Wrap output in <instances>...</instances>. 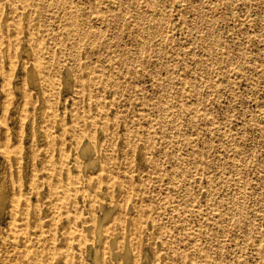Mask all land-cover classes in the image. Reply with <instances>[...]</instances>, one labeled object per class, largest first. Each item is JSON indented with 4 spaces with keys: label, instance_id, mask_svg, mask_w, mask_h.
I'll use <instances>...</instances> for the list:
<instances>
[{
    "label": "rangeland",
    "instance_id": "1",
    "mask_svg": "<svg viewBox=\"0 0 264 264\" xmlns=\"http://www.w3.org/2000/svg\"><path fill=\"white\" fill-rule=\"evenodd\" d=\"M51 1L46 0V9L40 15L46 23L41 29L53 27L61 32L65 2L60 0L57 6ZM73 1L65 4L72 9L77 4L82 6L79 14H74L75 27L102 29V38L93 39V44L94 49L102 46L109 71L120 50L126 52L120 57L134 62L136 75L124 73L119 78V92L106 89L104 99L111 106L107 124L102 118H97L95 125L73 120L70 106L74 73L68 76L71 84L61 90L62 102L57 105L62 109L63 123L52 126L46 134L42 124L45 106L39 104L34 123L25 124L21 114L25 90H31L32 97L41 103L44 96L40 97L37 72L30 64H26L28 70L19 61L10 64L11 30L6 23L16 18L26 26L37 16L38 8L31 6L26 15L21 11L13 15L9 0H0L5 14L0 20V140L6 141L13 156L6 162L0 146V183L5 180L8 194L13 196L18 182V190L26 198L21 202L27 203L28 235L33 240L25 257L13 256L12 264L36 260L33 249H39V243L35 245L34 241L40 236V264H133L136 258L138 264H191L192 257L198 258L192 253L198 252L199 246L214 251L220 264H264V0H96L106 10L107 20L89 15L94 0ZM31 27H42L41 22H32ZM24 43L19 46L28 48ZM19 46L17 54L21 52ZM25 54L22 51L21 55L27 57ZM93 57L97 61L100 54ZM122 68L118 64L120 72ZM129 81L142 89L126 90L124 84ZM159 102L163 105L158 106ZM87 111L86 105L80 107V113ZM49 113L54 114L52 108ZM75 130L90 133L74 143L71 137ZM85 144L88 148L83 154L80 147ZM131 145L135 148L128 157ZM14 147L20 148L19 154H14ZM150 157L158 168L151 165ZM105 162L110 169L104 173L101 167ZM177 165L185 173L178 169L177 178H173L171 170ZM101 174L117 179L132 174L144 189H135L133 203L124 205L117 184L113 196H107L115 200L112 212L106 216L100 209L94 214L92 205L78 190L75 175L81 177L80 185L89 187L87 181L97 180ZM102 187L106 191V183ZM232 199L246 214L243 226L234 222ZM6 206L10 209V203ZM122 206L125 216L119 223L115 216ZM148 209L155 219H146L145 244L135 256L129 232L134 224L131 216ZM9 215L6 210L1 212L0 223L5 225ZM251 229L255 231L247 236ZM168 244H173L176 254L167 250ZM186 253L184 258L177 256Z\"/></svg>",
    "mask_w": 264,
    "mask_h": 264
},
{
    "label": "bare ground",
    "instance_id": "2",
    "mask_svg": "<svg viewBox=\"0 0 264 264\" xmlns=\"http://www.w3.org/2000/svg\"><path fill=\"white\" fill-rule=\"evenodd\" d=\"M184 1H182V2H184ZM56 2L60 4V0H52L50 3L56 4L58 6V4ZM64 2L65 3L66 2L69 3V0H64ZM72 2H74V1L72 0ZM65 3L63 4V6H64V9L63 10L64 11H63V16H62L63 17L64 27H62L61 32L57 31L56 28H53V27H51L50 29H47V30L46 29H41V28H44L43 25L46 24L44 22L45 20H42V18L40 19V15H41L42 11L45 10L46 9V6H47L46 0H9V3H8L10 5L9 12L12 13L13 15L14 14H18L20 11L24 15H26L28 13V11H29V8H31V6H36L38 8L37 16L30 18L28 20L26 26H22L21 23H20V21H18L16 18H13L10 23H8V22L6 23V27H9V30H11V35H10L11 36L10 37L11 49H10L9 56H8L10 64L13 66L14 64H16V61H19L21 63V65H22V68L25 69V70H28L29 69V65L26 66V64H30L31 67H32V69H33V71L35 72V70H36V72H37V74H36L37 76L35 77V79H38V82H39L40 97H41V95L44 96V98L42 99V103H41V100H37L36 98H33L32 97L31 90H29V89H26L25 90L26 92L23 93L24 100H23V104H22V108H21V114H22V117H23L22 120L25 122V124H33L34 122H32V121L35 119V114L38 111V109L40 108V105L39 104H44L45 107L43 108L42 124H43V129H44L43 131H45L46 134L49 133V129L52 126L60 125V123H63V118H60V116L62 115L61 114L62 109H59L57 107V105H59L62 102V97H60L61 90L68 83L71 84V81H70L71 78L69 79V77L71 75H73L72 73H74V75H75V81L72 84V86H73V94H72V101H71V106H70V110H71V113H72V118H73V120L76 123H80V124L87 123V124H90V125H95L97 118L104 119L103 122H105L107 124V121L106 120L109 119V117L107 115V112L111 108V106L108 105L106 103L105 99H104L105 92H107L106 89L113 88V89H116L115 93L116 92H119L120 91V87L122 86V82L120 81L119 78L124 73H128L129 75H132L131 77H133L134 75H136L135 74L136 68H135L134 62H130L129 60L124 59L123 57H120V56H123V55L126 54L125 51H120V50L118 51L119 52V57L113 58V64L114 65L113 66H110L111 70L109 71V69L107 68V66L105 64V63H107V58H104V55H102V53H103L101 51L102 50L101 49L102 46L96 44L97 45V48L94 49L96 46L93 44V39H96L95 41H98L99 39L102 38V36H103L102 29L99 28V30H92V29H89L88 28L87 30H85L83 27H75L77 25H76L75 20H73L74 14H77L78 15L79 14V11L82 9V6H78V4H77L76 5L77 8L76 9H72L71 6L69 7V5H66ZM244 6H246V5H244ZM211 7H209V8L211 9ZM90 8L92 9V11L89 13V15L90 14H93V16L95 17L96 20H100V19L107 20L108 19V16H107L108 14L106 13V10L102 8L100 2L94 0V2L91 3V7ZM128 12H129V10H128ZM214 13H216L215 10H214ZM3 14H4V6L0 2V20H3L4 19V15L5 14L4 15ZM156 15H158V14H156ZM156 15H153V16L157 17ZM165 15H167V14H165ZM162 21L163 20H161V23H163ZM32 22L33 23H35V22L36 23H40L41 22V26L42 27H37V28L31 27ZM215 22H217V21H215ZM103 23H104V21H103ZM213 23H214V19H213ZM162 27H163V24H162ZM161 28H160V30H162ZM261 28H263V26ZM43 32H47V34L41 36V33H43ZM158 33L160 35V32H158ZM72 39H73V41H72ZM163 39H164V37H163ZM24 41H25L24 44H26L29 47L22 49L21 46H19V45L21 44V42H24ZM141 41H142V39H141ZM140 44H142V43H140ZM18 46L21 49L20 54H17V52H16V50L18 49ZM142 46H144V45L142 44ZM149 50H150V48H149ZM207 50H208V48H207ZM22 51H24L26 53L25 55H27V57H24V56L21 55L22 54ZM97 53L100 54V57L97 58V61H94L93 55L94 54H97ZM141 55H143V53ZM29 56H31L30 57V62L28 61ZM237 60H238V57H237ZM118 64H121V66L123 67L121 72L118 70ZM137 64H139V63H137ZM160 65H161V63H160ZM177 69H178V67H177ZM30 72H31V70H30ZM218 74L219 73H217V75ZM10 76H12V74H10ZM215 76H216V74H215ZM240 77H242V76H240ZM160 79H161V77H160ZM202 79H204V78H202ZM208 81H212V83H213L214 80H209L208 79ZM124 86H125L126 90H129L131 92H136V91L142 89V86L141 85H139V88L136 89L134 87V84L132 83V81H129L128 83L124 84ZM199 86H200V84H199ZM221 87H223V86H221ZM226 88L224 90H226ZM216 93H217V91H216ZM213 96H215V95H213ZM239 96H241V95H239ZM202 97H204V96H202ZM37 101H39V102H37ZM66 101H68V100L66 99ZM191 101H192V99H191ZM160 103L161 102L158 103V106H160ZM37 105H39V106H37ZM82 105H86L87 106V109L89 111H87L86 113H80L79 110H80V107ZM162 105L163 104L161 103V106ZM197 105H199V104H197ZM49 108H52V110L54 112L53 115H51L49 113ZM164 108H165V106H164ZM143 113H145V112H143ZM171 114H172V112H171ZM194 115H195V113H194ZM168 118H169V116H168ZM176 118H177V116H176ZM209 119H210V116H209ZM181 123H182V121H181ZM40 125H41V123H40ZM172 125H174V124H172ZM172 129H173V127H172ZM88 133H90V131H87L86 133L85 132L78 133L75 130L73 132V134H72L71 139H72V141L74 143H76L77 141H79L81 139V136L82 135H88ZM60 135H62V132H60ZM79 142H78V144H79ZM0 146L3 148L2 156H3L4 160L6 162H11L13 156L10 154L9 146L7 147L6 141L5 140H0ZM80 148H81L80 151H82V153L85 154V150L88 148V144H85L84 147L82 145ZM133 148H135V147H133L131 145V147H129L127 149V154H128L127 156L128 157H130V151H133ZM13 151H14V154L17 155V154L20 153V148L19 147H14L13 148ZM181 156H182V154H181ZM175 158H177V157H175ZM90 162H91V160H90ZM150 162H151V165L152 166H154L156 168L159 167V164H156V160H154L152 157H150ZM260 162H263V161H260ZM184 163H185V161H184ZM5 165H6V163H5ZM261 165L262 164H260V166ZM233 168H234V166H233ZM108 169H110V168L107 165V163L106 162L103 163V165L101 167V170L105 173V172H107ZM178 169H181V167H178V165H177V167L175 166L171 170V173L173 174V178H175L176 175L179 174L177 172ZM248 170H250V169H248ZM255 170H256V168H255ZM182 171L185 173V169L184 168L181 169V172ZM258 171H260V170H258ZM206 174H207V172H206ZM196 176H198V175H196ZM182 177H183V175H182ZM211 177H212V175H211ZM75 179H76V182H77V185H78L77 186L78 187V190L84 193V196H85L87 202L89 204H91L92 207H93L91 212L95 214L96 211H98V210L101 209V210L104 211V213H106V216L108 214H110V212H112V209L113 208L112 209H110V208H111V205L113 203H115L114 202L115 201L114 199H111V198H109L107 196H111V195L113 196L114 191L117 189V186H116L117 184L119 185V188H120V195L121 196H124V201H125V202H123L124 205H129V204H132L133 203V201H134V194L133 193L135 192V189H138V191H143V189H144V186L143 185H140V186L137 185V183L135 182L134 178L132 177V174L129 175L128 177H125L124 179H122V178L117 179L116 177H112L110 174H107L106 176H104V175L101 174V175H99V178L97 180H89V181H87L86 184H88L89 187H86L83 184L80 185L81 182H82L80 176L75 175ZM210 181H212V179H210ZM210 181H209V183L212 186V183ZM5 182H6L5 180H2L1 183H0V213L6 210L7 212H9L10 215H9V219H7L6 222H5V225H3L2 223H0V264H12V260H14L13 256H16V259H20L21 257L22 258L25 257L26 252L29 251V250H31L30 244H32L31 242L33 240H31L30 237H29V235H28V230H29V217H30V215L28 213L27 203L25 202V205H24L21 202L22 199L26 200L25 195H23L21 193V191L18 190L19 184L17 182L16 187L14 188L16 191H15V193H14L13 196H10L8 194L7 186H6V183ZM179 182H177V183L179 184ZM187 182H188V180H187ZM102 183H106V185H107L106 191H104V189L102 187ZM239 183H240V181H239ZM189 186L190 185L188 184V187ZM241 186H243V185H241ZM32 187H33V190H35V191L37 190V187L34 186L33 184H32ZM130 189H134L133 192H130ZM191 191H193V190H191ZM182 192H184V191H182ZM202 192H203V190H202ZM242 192H243V190H242ZM189 194H188V196H189ZM186 196H187V194H186ZM193 196H195L194 193H193ZM187 197H185V198H187ZM52 199H54V198H52ZM194 199L197 200V198H193V200ZM221 199H223V198H221ZM122 200H123V198H122ZM181 200H182V197H181ZM206 200H209V199H206ZM185 201H187V200H185ZM232 202H233L232 203V205H233L232 207L235 210V212H234L235 217L233 216L235 218L234 219V222L236 224L240 225V226H243L244 225V217L246 216V214L243 213V210L242 209H239L238 207H235V205L237 206V204L234 202V199H232ZM7 203H10V209H8V207L6 206ZM116 203H117V201H116ZM207 203H209V201ZM189 204H191V202H189ZM189 204H188V206H189ZM195 204H197V203L195 202ZM50 205H51V203H50ZM123 206L118 211L117 215L115 216L117 219H119V223H121V219H124V216H125ZM48 207H50V206L48 205ZM62 207L64 208V206H62ZM185 207H186V205H185ZM58 209H59V207H58ZM148 212H149V209H148ZM148 212H147V210H139V211H137L135 213V215H132L131 216V219L134 220V224L129 228V232L132 234L131 242H132L133 251H134V253H136L135 256H137V254L139 253V248L141 247V245L142 244H145V241L143 240V237H144L145 233L147 232V227H145V221H146V219L148 218L150 221L155 219L153 217V215L151 214V212H149V213ZM57 213H58V211H57ZM49 214H51V213H49ZM155 214H157V213H155ZM58 215H60V214H58ZM165 216H167V215H165ZM163 217H164V215H163ZM165 218L163 220H166ZM159 219L160 218H158V220ZM167 219H168V217H167ZM37 220L38 221H41V216L38 217ZM157 221L155 223H157ZM203 221H205V220H203ZM86 223H88V221H86L85 224ZM209 223H211V222L209 221ZM227 223H229V222H227ZM100 225H101V223H100ZM188 225H190V223ZM158 226L159 225L157 224V227ZM157 227L155 226V228H157ZM155 228L152 230V232L154 234L153 236H155V238H156V237H158V233H157V231H156ZM159 228H161V225L159 226ZM165 230L163 229V232ZM97 231H98V229H97ZM254 231H255L254 229H251V231L248 232V235L247 236H251L252 234H250V233L251 232H254ZM212 233L213 232H208V235H211ZM160 235H161V233H160ZM167 240L165 239V241H167ZM110 242H111V240H110ZM34 243H35V245H38L37 243H39V245H38L39 249L38 248H34L33 249V251L37 254L36 255V258L37 259L36 260H33V261H27V262L24 261L25 262V263L23 262L24 264H40L41 263V252H42L41 251V236L39 237V239L37 241H34ZM51 246L54 247V245H51ZM123 247H121V248H123ZM166 248H167V250H169L173 254H176V250L177 249L173 246V244H168V246ZM112 249H114V248H112ZM97 251H99V250H97ZM187 254H189V253H186V254H178L177 256H179L180 258H184V256L186 257ZM192 254L197 255L198 258L192 257L191 264H220L217 261L216 254L214 253V251L210 250L209 247H202L201 248V246H199L198 247V252H193ZM175 258H176V255H175ZM15 261H17V260H15ZM138 263H139V261H138L137 258L136 259H133V264H138Z\"/></svg>",
    "mask_w": 264,
    "mask_h": 264
}]
</instances>
